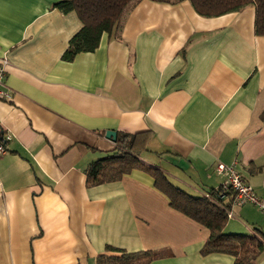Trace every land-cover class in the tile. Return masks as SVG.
Returning <instances> with one entry per match:
<instances>
[{
    "label": "crops",
    "instance_id": "0c3cea01",
    "mask_svg": "<svg viewBox=\"0 0 264 264\" xmlns=\"http://www.w3.org/2000/svg\"><path fill=\"white\" fill-rule=\"evenodd\" d=\"M57 0H0V264H97L110 246L149 264L202 256L208 230L169 206L146 173L86 186L111 153L106 131L149 132L140 160L192 197L217 190L219 162L264 196V38L254 8L201 17L189 1H139L115 39L61 59L81 24ZM9 140H5L6 136ZM224 233L264 237V215L230 203ZM255 264H264V252Z\"/></svg>",
    "mask_w": 264,
    "mask_h": 264
},
{
    "label": "trees",
    "instance_id": "16d2710c",
    "mask_svg": "<svg viewBox=\"0 0 264 264\" xmlns=\"http://www.w3.org/2000/svg\"><path fill=\"white\" fill-rule=\"evenodd\" d=\"M141 0H57L54 7L62 14L74 13L81 24L79 31L69 40L61 59L71 62L81 53L94 52L101 36L119 39L124 20L131 9ZM166 4H176L184 0H151ZM201 17L212 18L229 13H237L251 6L254 8V34L264 38V0H187ZM264 118V110L261 114ZM149 132L135 134L116 133L115 146L111 153L91 162L85 170L86 186L92 187L120 180L133 170L148 174L153 186L169 201V206L190 220L208 230L200 254L228 255L233 264H255L264 252V237L258 232L251 235L226 234V210L219 190H210L208 198L192 197L174 187L163 173L140 160L147 148ZM227 195L228 194H224ZM105 252L119 256L100 255L97 264H149L154 259L151 252L127 253L106 246Z\"/></svg>",
    "mask_w": 264,
    "mask_h": 264
},
{
    "label": "built area",
    "instance_id": "2783aa9c",
    "mask_svg": "<svg viewBox=\"0 0 264 264\" xmlns=\"http://www.w3.org/2000/svg\"><path fill=\"white\" fill-rule=\"evenodd\" d=\"M6 66V60H0V100H7L10 98L8 92L3 89V78H4V69ZM10 137L7 135L5 140H9ZM5 149L0 144V154H4ZM215 171L218 175L223 177L222 182L218 186L219 196L226 198L229 196L230 203L235 205L248 204L256 207L261 214L264 215V196H257L252 187L247 184L242 177L236 172L234 164H224L217 163L215 165ZM204 197L208 198L207 194H204ZM227 218L232 217L231 212L226 210Z\"/></svg>",
    "mask_w": 264,
    "mask_h": 264
},
{
    "label": "water",
    "instance_id": "95a60500",
    "mask_svg": "<svg viewBox=\"0 0 264 264\" xmlns=\"http://www.w3.org/2000/svg\"><path fill=\"white\" fill-rule=\"evenodd\" d=\"M104 136L107 140H110L111 142H115L116 140V133L114 131H106Z\"/></svg>",
    "mask_w": 264,
    "mask_h": 264
}]
</instances>
